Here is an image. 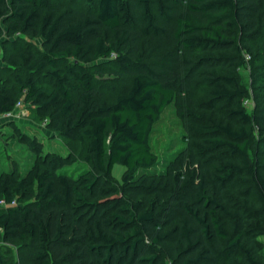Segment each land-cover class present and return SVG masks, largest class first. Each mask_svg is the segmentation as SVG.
<instances>
[{
	"label": "trees",
	"instance_id": "1",
	"mask_svg": "<svg viewBox=\"0 0 264 264\" xmlns=\"http://www.w3.org/2000/svg\"><path fill=\"white\" fill-rule=\"evenodd\" d=\"M84 1L0 0L22 101L81 145L13 127L30 155L0 171V242L31 243L24 264H264V0ZM103 73L129 77L108 102ZM17 101L0 78V115ZM174 104L182 146L158 155Z\"/></svg>",
	"mask_w": 264,
	"mask_h": 264
},
{
	"label": "rangeland",
	"instance_id": "2",
	"mask_svg": "<svg viewBox=\"0 0 264 264\" xmlns=\"http://www.w3.org/2000/svg\"><path fill=\"white\" fill-rule=\"evenodd\" d=\"M66 2L67 0H57L56 3L61 6ZM79 3L86 6L84 0H79ZM32 42L37 46L39 45L38 39H34ZM11 54H14L13 45L8 43L4 46L0 43V78L4 80L10 92L15 94L21 102L15 109L14 114L5 117L0 116V171L11 168L13 164L22 167L26 162V158L30 155L25 145L17 140L13 127H17L20 132L30 137H35L40 141L44 152L60 155L72 152L77 155L81 149V145L78 142L63 138L57 133L46 129L43 123L36 121L29 109V105L22 101V96L19 94L18 84L15 80V71L9 68L3 60V56ZM252 70L253 59H246V53H244V63L238 68V73L241 82L247 87L250 85V72ZM99 76L108 84L103 85V99L106 102L113 99L114 90L123 91L129 85V77L123 74L103 73ZM249 95L243 101V104L246 111L251 113L255 106V95L250 87ZM178 110L177 104L167 107L160 120L154 125L151 146L158 155H162L164 152H173L182 146L181 137L184 135L186 127ZM123 171V165L115 163L112 167V175L118 181ZM31 246L32 244L30 243L28 247L30 248ZM28 247H20V243L15 239L0 242V264H24L28 257Z\"/></svg>",
	"mask_w": 264,
	"mask_h": 264
},
{
	"label": "built area",
	"instance_id": "3",
	"mask_svg": "<svg viewBox=\"0 0 264 264\" xmlns=\"http://www.w3.org/2000/svg\"><path fill=\"white\" fill-rule=\"evenodd\" d=\"M247 58H248V56L246 55V59H247ZM20 104H21V102H20V101H17L16 104H15V106H14V108H13V110L4 113L3 116H11L12 114H14L15 109H16ZM11 203H14V201L11 202ZM0 204H1V205H5L4 200H0Z\"/></svg>",
	"mask_w": 264,
	"mask_h": 264
},
{
	"label": "crops",
	"instance_id": "4",
	"mask_svg": "<svg viewBox=\"0 0 264 264\" xmlns=\"http://www.w3.org/2000/svg\"><path fill=\"white\" fill-rule=\"evenodd\" d=\"M0 116H3V114H1ZM3 117H5V116H3Z\"/></svg>",
	"mask_w": 264,
	"mask_h": 264
}]
</instances>
